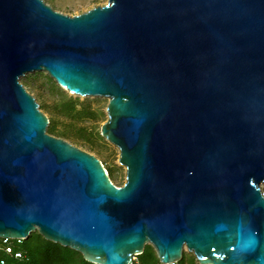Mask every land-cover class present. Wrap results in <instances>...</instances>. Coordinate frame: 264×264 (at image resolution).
<instances>
[{"label":"water","instance_id":"1","mask_svg":"<svg viewBox=\"0 0 264 264\" xmlns=\"http://www.w3.org/2000/svg\"><path fill=\"white\" fill-rule=\"evenodd\" d=\"M108 98L94 154L48 132L21 82ZM264 0H107L69 15L0 0V236L33 231L96 264H264Z\"/></svg>","mask_w":264,"mask_h":264},{"label":"rangeland","instance_id":"2","mask_svg":"<svg viewBox=\"0 0 264 264\" xmlns=\"http://www.w3.org/2000/svg\"><path fill=\"white\" fill-rule=\"evenodd\" d=\"M52 5L55 9L60 10L69 15H74L87 11L95 6L104 5L107 0H45ZM36 72H43V75L33 76ZM46 71L28 72L22 76L21 82L25 85L27 90L36 98L40 105V110L43 111L49 118H54L58 121L55 127L57 131L62 132L66 126L74 128L70 136L59 135V133H51L66 139L79 148L86 150L96 155L104 164L111 179L117 185H122L126 180V169L119 161L120 151L117 146L105 138L101 133V127L108 119L107 105L108 98L101 96H80L69 92L67 89L62 88L55 91L52 85L47 82ZM49 75V74H48ZM69 98L78 99L77 109L84 110L90 109L94 112V118L82 114L81 117H75L73 114L67 112H60L57 108L61 100H68ZM84 128V131L78 128ZM33 239L29 241L30 247L34 248L36 243V234L33 231ZM187 250H184V252ZM189 252V251H187ZM192 254V252H189ZM3 255L0 253V256ZM152 253L147 252L144 261L150 260ZM192 258L186 254L185 259L181 264H193ZM63 261V260H62ZM61 261V262H62ZM65 263V261H63ZM62 262V264H63ZM13 264H29L24 261H16ZM56 264H60L57 262Z\"/></svg>","mask_w":264,"mask_h":264},{"label":"trees","instance_id":"3","mask_svg":"<svg viewBox=\"0 0 264 264\" xmlns=\"http://www.w3.org/2000/svg\"><path fill=\"white\" fill-rule=\"evenodd\" d=\"M43 74V72H36L33 74V76ZM45 76L47 82L52 85V88L55 91L61 90V87L50 75L46 74ZM77 100L78 99L74 98L61 100L57 108L60 112H67L69 115L73 114L75 117H81L82 114H86L88 117L94 118L95 114L90 109H86V111L77 109ZM49 119V131L51 133H59V131H57L55 128L58 124V121H55V119L52 117ZM78 129L84 131L83 127ZM73 130V126H66L65 129H63V131L59 133V135L70 136V133ZM34 233L36 234V236H38V238L36 237V240H34V243H36L34 248L30 247V244H28L29 241L33 239V232L30 234L28 239H24L21 243L17 244V247L23 249L26 253V257L23 260L18 261H26L29 264H56L57 262H60V264H62L63 261H65V263L63 262V264H96L87 261L83 257L81 252L76 251L70 247L63 246L60 243L48 240L44 238L38 231H34ZM147 252L152 253V258L148 260V262L144 261ZM186 254L190 257H194L191 259L193 264H200L195 255L187 251L183 252L182 258L176 261L175 264H181L182 260L185 259ZM133 264H161V262L154 247L151 244H146L144 251L136 256Z\"/></svg>","mask_w":264,"mask_h":264},{"label":"built area","instance_id":"4","mask_svg":"<svg viewBox=\"0 0 264 264\" xmlns=\"http://www.w3.org/2000/svg\"><path fill=\"white\" fill-rule=\"evenodd\" d=\"M264 195V187L262 189ZM24 239L22 238H11L6 236H0V264H13L18 260H23L26 257V253L23 249L17 247V244L21 243ZM176 262V261H175ZM162 263L161 264H175Z\"/></svg>","mask_w":264,"mask_h":264}]
</instances>
